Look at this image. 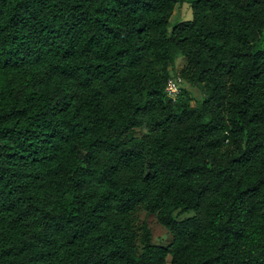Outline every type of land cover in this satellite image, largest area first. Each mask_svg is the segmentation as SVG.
<instances>
[{"label": "trees", "instance_id": "trees-1", "mask_svg": "<svg viewBox=\"0 0 264 264\" xmlns=\"http://www.w3.org/2000/svg\"><path fill=\"white\" fill-rule=\"evenodd\" d=\"M263 36L264 0H0V264H264Z\"/></svg>", "mask_w": 264, "mask_h": 264}, {"label": "rangeland", "instance_id": "rangeland-1", "mask_svg": "<svg viewBox=\"0 0 264 264\" xmlns=\"http://www.w3.org/2000/svg\"><path fill=\"white\" fill-rule=\"evenodd\" d=\"M193 20V12L190 3L186 2L183 5L177 6L173 16L171 17L170 24H169V33L172 32L174 26H176L178 23L185 22V21H191ZM259 48H264V36L263 41ZM185 65V59L181 55H177L174 62V69L172 70V75L178 76L180 71ZM182 88L184 91H186L190 96H195V103L197 107H200V100L205 96V90L204 85H197L192 86L188 85L186 83H182ZM145 131H137L134 133L135 136H139L143 134ZM193 216V213H187L178 216V220H184L188 217ZM143 224L148 225L151 233H152V242L153 244L157 246H163L168 247L173 242V236L171 233L161 226L158 223L156 215L147 214L145 211L140 212V221L139 226H142ZM167 264H172L171 257L169 256L167 258Z\"/></svg>", "mask_w": 264, "mask_h": 264}, {"label": "built area", "instance_id": "built-area-1", "mask_svg": "<svg viewBox=\"0 0 264 264\" xmlns=\"http://www.w3.org/2000/svg\"><path fill=\"white\" fill-rule=\"evenodd\" d=\"M182 83L183 80L180 76H173L172 78L169 79L166 87V95L167 97L174 103H176L182 93Z\"/></svg>", "mask_w": 264, "mask_h": 264}]
</instances>
